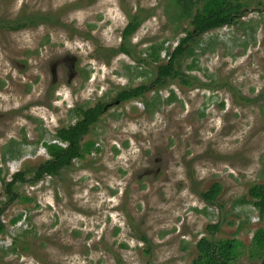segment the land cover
I'll return each instance as SVG.
<instances>
[{"label":"rangeland","instance_id":"1","mask_svg":"<svg viewBox=\"0 0 264 264\" xmlns=\"http://www.w3.org/2000/svg\"><path fill=\"white\" fill-rule=\"evenodd\" d=\"M244 2L238 23L189 42L181 78L155 84L192 28L175 19L169 0H0L2 19H54L0 27V178H31L50 157L43 142L76 122V108L152 87L91 127L83 142L100 151L37 185L15 186L19 198L1 217V236L14 244L0 247V264H193L197 242L217 223L215 241L244 245L234 264H264L250 253L264 222L240 203L264 184V0ZM135 15L142 24L129 54H112ZM57 61L65 74L54 81ZM214 183L223 190L210 205L201 193ZM8 199L0 183V207ZM20 215L21 225L11 224Z\"/></svg>","mask_w":264,"mask_h":264},{"label":"trees","instance_id":"2","mask_svg":"<svg viewBox=\"0 0 264 264\" xmlns=\"http://www.w3.org/2000/svg\"><path fill=\"white\" fill-rule=\"evenodd\" d=\"M170 6L175 7V19L179 23L188 22L191 30L186 29V37L181 39L176 49L170 53L169 62L166 65L158 67V76L155 84H162L167 79L181 78L182 74L177 69L179 60L186 52V46L192 40L202 37L203 35L227 26L238 23L246 13V4L244 0H169ZM52 16L32 15L23 16L16 20H6L0 18V27L11 31H20L30 27H38L41 24L53 22ZM142 24L139 15L131 18L129 24L122 32L123 43L119 49H112V54L124 52L129 54L128 42L137 32ZM183 83L188 85L186 79ZM153 86V85H152ZM152 87L142 84L135 88L121 91L115 101L121 104L143 98ZM114 101V102H115ZM108 105L98 102L90 108L78 107L74 110L76 122L68 127H62L55 133L53 141H59L66 144V147L58 143L43 142L47 149L49 159L35 168L31 178H27L25 171H18L12 175V179L7 181L6 177L0 178V183L5 186L6 193L9 195L7 202L0 207V235L6 232V225L2 222L1 217L9 205L14 203L19 195L15 192V186L19 183L37 185L48 176H58L63 170L73 166L74 161L84 160L94 150L100 151L96 147V142L89 140L83 142L91 130V127L99 122L101 117L106 113L105 108ZM110 108V107H109ZM108 108V109H109ZM223 187L220 183H214L212 187L201 193L203 200L212 205L221 195ZM250 200H242L240 203L252 204L259 212L260 218L264 222V184H255L249 190ZM30 201V198H26ZM22 215L12 219L11 224H17ZM221 229V224L210 225L207 229L209 235H205L197 242L198 256L193 260V264H234L236 259L244 254L243 243L237 239H222L215 241L213 236ZM14 242L8 248L13 247ZM252 256L264 258V227L259 228L252 238L250 246Z\"/></svg>","mask_w":264,"mask_h":264},{"label":"built area","instance_id":"3","mask_svg":"<svg viewBox=\"0 0 264 264\" xmlns=\"http://www.w3.org/2000/svg\"><path fill=\"white\" fill-rule=\"evenodd\" d=\"M53 143H58L60 144L61 146L63 147H66V144L64 143H61L59 141H52ZM41 150L43 151L44 155L48 156L49 157V154L47 152V149L45 147H42ZM255 222H259L260 221V218H256L254 219ZM25 222V221H24ZM21 224L17 223V226H20ZM3 235V234H1ZM0 235V247L1 248H8L12 245L13 243V240L12 241H9L8 239L4 238L3 236Z\"/></svg>","mask_w":264,"mask_h":264},{"label":"flooded vegetation","instance_id":"4","mask_svg":"<svg viewBox=\"0 0 264 264\" xmlns=\"http://www.w3.org/2000/svg\"><path fill=\"white\" fill-rule=\"evenodd\" d=\"M52 64V63H51ZM73 64V61H72ZM51 72H52V76H53V80L57 81L60 77H63L65 74V69L64 66L61 65V62H56L55 65H51ZM67 74V73H66ZM68 75V74H67ZM69 76V75H68ZM113 104V103H112ZM112 107V106H111Z\"/></svg>","mask_w":264,"mask_h":264},{"label":"water","instance_id":"5","mask_svg":"<svg viewBox=\"0 0 264 264\" xmlns=\"http://www.w3.org/2000/svg\"><path fill=\"white\" fill-rule=\"evenodd\" d=\"M73 61V64H72V68L73 69H75L76 68V64H75V59H73L72 60ZM56 64V62H53L51 65L53 66V65H55ZM120 104V101L118 100V101H115L113 104H109L106 108H105V110H108V108L109 107H111V106H116V105H119Z\"/></svg>","mask_w":264,"mask_h":264}]
</instances>
